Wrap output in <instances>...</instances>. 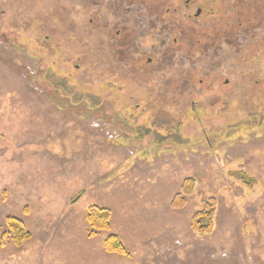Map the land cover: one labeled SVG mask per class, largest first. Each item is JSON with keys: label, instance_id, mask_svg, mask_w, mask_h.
I'll list each match as a JSON object with an SVG mask.
<instances>
[{"label": "rangeland", "instance_id": "obj_1", "mask_svg": "<svg viewBox=\"0 0 264 264\" xmlns=\"http://www.w3.org/2000/svg\"><path fill=\"white\" fill-rule=\"evenodd\" d=\"M192 1L0 0V264H264V0Z\"/></svg>", "mask_w": 264, "mask_h": 264}, {"label": "trees", "instance_id": "obj_2", "mask_svg": "<svg viewBox=\"0 0 264 264\" xmlns=\"http://www.w3.org/2000/svg\"><path fill=\"white\" fill-rule=\"evenodd\" d=\"M236 177L245 182L249 187L254 185L253 180L246 176L245 173L238 172ZM249 183V184H248ZM195 187V180L193 178L186 179L181 186V191L175 195L172 201V208L176 211L183 210L187 206L189 197L192 195ZM84 195V194H83ZM82 193L72 201V204L78 202L83 196ZM217 202L214 198L205 200L203 202V210L198 211L193 215L192 230L196 234L205 235L212 231L214 227V216L216 212ZM111 212L100 206H92L86 213L85 221L91 229L90 237L97 235L100 232H109L111 230ZM207 224L204 225L206 222ZM10 231L12 232V239L15 245L21 244L28 240L31 236L26 229L25 224L21 220L10 222ZM105 251L112 254H119L129 258V254L117 235H109L104 243Z\"/></svg>", "mask_w": 264, "mask_h": 264}, {"label": "flooded vegetation", "instance_id": "obj_3", "mask_svg": "<svg viewBox=\"0 0 264 264\" xmlns=\"http://www.w3.org/2000/svg\"><path fill=\"white\" fill-rule=\"evenodd\" d=\"M186 2H185V5H184V8H190V4L193 2L192 0H185ZM201 8H199L198 10H197V14H196V17H199L200 15H201Z\"/></svg>", "mask_w": 264, "mask_h": 264}]
</instances>
